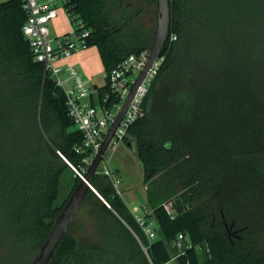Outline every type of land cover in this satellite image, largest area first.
Wrapping results in <instances>:
<instances>
[{"label":"trees","instance_id":"obj_1","mask_svg":"<svg viewBox=\"0 0 264 264\" xmlns=\"http://www.w3.org/2000/svg\"><path fill=\"white\" fill-rule=\"evenodd\" d=\"M170 5L165 60L126 137L143 165L153 208L146 216L158 237L149 241L112 179L98 172L92 186L110 207L89 190L49 264H165L179 254V234L189 247L176 264H203L202 255L264 264V0ZM66 6L91 31L106 74L152 46L121 0ZM26 19L22 0H0V264L32 263L87 155L76 152L83 136L64 91L34 59Z\"/></svg>","mask_w":264,"mask_h":264},{"label":"built area","instance_id":"obj_2","mask_svg":"<svg viewBox=\"0 0 264 264\" xmlns=\"http://www.w3.org/2000/svg\"><path fill=\"white\" fill-rule=\"evenodd\" d=\"M68 1L22 0V8L27 16L23 33L29 41L34 59L44 65L45 78L49 77L66 95L68 116L83 136V143L76 147V152L87 154L83 160L85 163L83 171L85 172L100 151L110 127L128 99L136 80L145 69L151 49L147 48L140 53L129 55L106 74L107 88L101 94L99 87L96 89L91 87V79L85 77L76 65L68 62L75 54L90 48L89 41L92 36L83 21L77 19L74 13L69 12L66 6ZM62 9L71 23V31L58 37H52L50 24L58 18ZM176 38V35L172 34L170 40L173 41ZM164 60L165 56L161 53L152 64L117 128L110 148L126 142L129 127L144 116V100ZM77 173L82 176L79 171ZM103 174L111 178L107 170ZM112 182L116 192L122 196L119 182L117 180H112ZM133 215L149 241L157 239L156 220L146 215ZM185 244L189 247L185 237L179 234L174 242V246L179 249V254L174 255L165 264H176L177 257L183 254L182 249L185 248ZM144 248L147 250L146 247Z\"/></svg>","mask_w":264,"mask_h":264},{"label":"water","instance_id":"obj_3","mask_svg":"<svg viewBox=\"0 0 264 264\" xmlns=\"http://www.w3.org/2000/svg\"><path fill=\"white\" fill-rule=\"evenodd\" d=\"M156 4V12H157V25L154 40L151 46V54L149 57V61L145 67V69L141 72L140 76L136 80L131 93L124 103L122 109L120 110L115 122L110 127L100 151L97 153L87 170L81 176V180L78 185L74 188L72 193L70 194L68 200L66 201L64 207L61 212L57 216L53 228L50 231V234L47 240L44 242L38 255L33 259L31 264H49L51 261L57 247L61 243L62 239L67 234L70 226L74 222L78 212L80 211L84 199L89 190L94 191L96 194V190L92 186V179L99 172L100 164L105 157L107 151L111 146L112 139L116 133L117 128L119 127L122 119L126 111L128 110L131 101L133 100L138 88L146 78L150 68L154 61L161 55L162 51L165 48L166 41L169 37L170 26H171V5L170 0H154ZM97 86L94 87L96 89ZM99 195V194H98ZM102 199V197L99 195ZM103 202L110 207L107 202L102 199ZM188 244H185L184 247H187ZM144 251L147 250L143 247Z\"/></svg>","mask_w":264,"mask_h":264},{"label":"rangeland","instance_id":"obj_4","mask_svg":"<svg viewBox=\"0 0 264 264\" xmlns=\"http://www.w3.org/2000/svg\"><path fill=\"white\" fill-rule=\"evenodd\" d=\"M121 2L125 6L130 7L128 8L129 11L132 10V12L135 13V22L142 28V30L146 31L148 36H151L154 39L157 25V12L155 1L121 0ZM50 29L52 37H58L71 31V23L68 20L67 14L63 9L60 10L58 18L50 24ZM91 49L96 51L97 47L92 46ZM96 66V72L94 77L91 79L90 85L92 88H94V86L101 88L107 83L106 73L100 63H97ZM121 147L122 148H109L103 161L100 164L99 172L105 173V171L107 170L111 174V179L115 181L117 180L120 183L121 189L124 190V188L129 185L130 188L135 190L134 193L136 194V196L140 198L146 191H148V185L145 186V184L143 183L144 169L142 162L138 159L135 153V141H132L131 146H128L126 143V146L125 144H121ZM115 168L119 170V176L116 175ZM67 176H70V173L66 171L62 177H64L65 179ZM71 186L72 185L70 184L64 188V195L62 196V199L69 193ZM135 204H139V202H136ZM168 208L171 207L168 206ZM5 258H7V255H4L3 252H1L0 259H3L5 261ZM203 258L204 255H202L203 264H210V262H212V264H217V262L214 260H207V258L203 260ZM7 261L11 263L10 260L7 259ZM8 262L7 264H9Z\"/></svg>","mask_w":264,"mask_h":264},{"label":"crops","instance_id":"obj_5","mask_svg":"<svg viewBox=\"0 0 264 264\" xmlns=\"http://www.w3.org/2000/svg\"><path fill=\"white\" fill-rule=\"evenodd\" d=\"M89 49L79 52L72 56L68 62L73 63L76 65V67L84 74L85 77H88L92 79L95 75V70L97 68V63H100L102 65L98 49L96 51ZM103 67V66H102ZM127 142H124L122 144H125L126 146ZM128 146H131L132 143H127ZM122 148L121 145L117 146L116 148ZM136 149V147H135ZM136 153V152H135ZM137 156V154H136ZM116 175L119 176V170L115 168ZM115 175V176H116ZM145 186L147 184L145 181L143 182ZM120 184V183H119ZM121 189V187H120ZM122 191V199L124 200L125 204L129 208L132 214H141V215H146L148 214L149 216H152L153 213V208L150 206L148 202V194L147 191L140 197L138 198L136 194L134 193V189L130 188L129 185H127L124 190L121 189ZM136 202H139V204H135ZM144 214H142V213ZM214 263V262H213ZM209 264V263H207ZM212 264V262H210Z\"/></svg>","mask_w":264,"mask_h":264}]
</instances>
